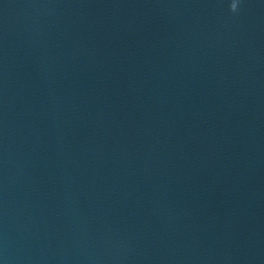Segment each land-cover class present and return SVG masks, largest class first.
<instances>
[{
	"label": "clouds",
	"instance_id": "1",
	"mask_svg": "<svg viewBox=\"0 0 264 264\" xmlns=\"http://www.w3.org/2000/svg\"><path fill=\"white\" fill-rule=\"evenodd\" d=\"M230 10L232 12H236L238 10V2H237V0H232V3L230 4Z\"/></svg>",
	"mask_w": 264,
	"mask_h": 264
}]
</instances>
